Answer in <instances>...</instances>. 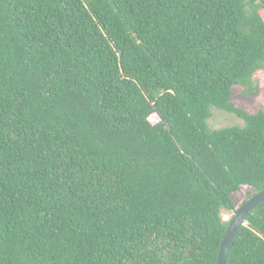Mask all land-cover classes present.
Listing matches in <instances>:
<instances>
[{"label":"trees","instance_id":"obj_1","mask_svg":"<svg viewBox=\"0 0 264 264\" xmlns=\"http://www.w3.org/2000/svg\"><path fill=\"white\" fill-rule=\"evenodd\" d=\"M263 63L264 0H0V264H217L264 189L232 102ZM225 264H264V201Z\"/></svg>","mask_w":264,"mask_h":264},{"label":"rangeland","instance_id":"obj_2","mask_svg":"<svg viewBox=\"0 0 264 264\" xmlns=\"http://www.w3.org/2000/svg\"><path fill=\"white\" fill-rule=\"evenodd\" d=\"M232 96V102L237 106H241L246 111L252 112L257 109L264 111V63L262 67L256 69L253 73L251 88L247 89L243 86H235L233 87ZM210 111L211 115L206 119L209 128L243 125V120L234 113L218 109L214 106H211ZM149 119L151 122L157 121L155 116ZM250 190V187L242 186L233 194L236 205L240 204L241 200L246 197V192Z\"/></svg>","mask_w":264,"mask_h":264},{"label":"water","instance_id":"obj_3","mask_svg":"<svg viewBox=\"0 0 264 264\" xmlns=\"http://www.w3.org/2000/svg\"><path fill=\"white\" fill-rule=\"evenodd\" d=\"M264 201V189L251 194L244 202L237 205L231 214H223L222 219L229 221L221 239L217 264H225L228 247L239 226L244 223L247 214L259 203Z\"/></svg>","mask_w":264,"mask_h":264}]
</instances>
